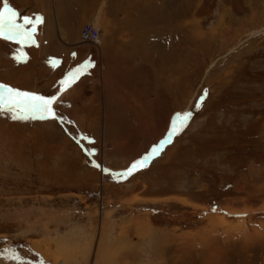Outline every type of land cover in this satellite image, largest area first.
Listing matches in <instances>:
<instances>
[{"label": "rangeland", "instance_id": "obj_1", "mask_svg": "<svg viewBox=\"0 0 264 264\" xmlns=\"http://www.w3.org/2000/svg\"><path fill=\"white\" fill-rule=\"evenodd\" d=\"M122 1L7 0L51 23L38 48L0 38V84L61 101L57 118L0 111V264H264V0Z\"/></svg>", "mask_w": 264, "mask_h": 264}, {"label": "snow or ice", "instance_id": "obj_2", "mask_svg": "<svg viewBox=\"0 0 264 264\" xmlns=\"http://www.w3.org/2000/svg\"><path fill=\"white\" fill-rule=\"evenodd\" d=\"M18 14L17 12L9 7L7 0H4L3 10H0V38L3 39H16L18 43H24L34 39L33 33L35 27L29 31L24 25L42 22V20L33 21L31 18L24 17V25L16 23ZM90 67L89 63H85L80 69L76 70L75 73L70 74L69 79L74 80L80 74ZM203 99V98H201ZM56 101V97H44L34 93L22 92L18 89H14L8 85L0 84V111L9 110L13 113L20 112L25 114H33L34 118L45 119V118H57L56 113L52 105ZM39 113L38 116L35 114ZM191 113H177L173 118L170 131L167 133L166 139L161 141L159 145L153 147L150 155L144 157L140 161L135 162L131 168L127 170V174H131L132 171L141 167L148 162V160L157 155L161 150L162 146L169 143L171 138L178 134L185 126L187 121L190 119ZM24 116L13 115V119H23ZM15 259V257H14Z\"/></svg>", "mask_w": 264, "mask_h": 264}, {"label": "crops", "instance_id": "obj_3", "mask_svg": "<svg viewBox=\"0 0 264 264\" xmlns=\"http://www.w3.org/2000/svg\"><path fill=\"white\" fill-rule=\"evenodd\" d=\"M103 1H106V0H103ZM134 1V0H133ZM133 1H131L130 3H132L133 4V8L134 7H136L137 6V4L135 3V2H133ZM120 2H123L122 0H115V3H117L118 5H120V4H123V3H120ZM132 8V9H133ZM64 10V11H63ZM56 18H57V21L59 22V23H61V28H62V33H63V37L65 38H67L68 39V42H72V43H75L76 42V40H77V33H75V32H73V35H72V37L71 38H69L70 37V33H69V31H67V29H66V24L68 23H70V20H68V19H66L65 18V12L67 11V9H65V8H61V9H56ZM59 13H63V17L60 19V16H59ZM44 16H45V24H47V25H49L50 23H51V17H50V14L49 13H47L46 11L44 12ZM80 12H79V17H77V19L74 21V23H75V25L77 24L78 26H76L77 28H78V30H79V32H80V30H81V25H79V23H80V21H81V19H80ZM76 17V16H75ZM74 17V18H75ZM97 18L95 19V21H93V22H96V21H98L99 20V17L98 16H96ZM73 18V17H72ZM79 20V21H78ZM129 20H131V21H133V22H131V24H133V25H136V23H134V21L136 22L137 21V19H129ZM72 22H73V20H72ZM138 24V23H137ZM132 25V27L134 28V26ZM137 26V25H136ZM136 30H137V28H135ZM135 29H134V31H135ZM41 32H42V29H41ZM41 34V33H40ZM116 36V35H115ZM114 36V37H115ZM54 36L53 35H51L50 36V39H51V41L53 42L54 41ZM59 38V37H58ZM79 38V37H78ZM38 39L40 40V43H41V39H40V35H39V37H38ZM71 39V40H70ZM133 42H135V41H133ZM133 42H132V44H133ZM141 44V43H140ZM134 45H136V44H133V46ZM39 46H40V44H39ZM136 49V48H135ZM109 51H111V52H109ZM109 51H107V55L109 54L110 56L109 57H111L112 55L114 56V54L115 53H117V54H119L117 51L115 52V50H109ZM76 54H74V51L73 52H71V57H74ZM121 55V54H120ZM87 56H92V58L95 60V62H96V65H97V59H95L94 58V55H93V53H91V54H88V55H86L83 59H81L80 61H78V62H76L75 64H81L84 60H85V58L87 57ZM103 56H106L105 54L103 55ZM53 60H59V61H62V63H64V61H65V56H63V55H55L53 58H50L49 59V61H53ZM96 65H95V67H96ZM107 69H108V66H107ZM94 70V69H93Z\"/></svg>", "mask_w": 264, "mask_h": 264}, {"label": "built area", "instance_id": "obj_4", "mask_svg": "<svg viewBox=\"0 0 264 264\" xmlns=\"http://www.w3.org/2000/svg\"><path fill=\"white\" fill-rule=\"evenodd\" d=\"M100 37L101 31L95 28L92 22H87L80 34L81 42L93 45H98Z\"/></svg>", "mask_w": 264, "mask_h": 264}, {"label": "bare ground", "instance_id": "obj_5", "mask_svg": "<svg viewBox=\"0 0 264 264\" xmlns=\"http://www.w3.org/2000/svg\"><path fill=\"white\" fill-rule=\"evenodd\" d=\"M103 3H105V1H103ZM93 24V26L95 27V28H98L96 25H95V23H92ZM99 29V28H98ZM100 30V29H99ZM101 31V30H100ZM101 44V37H100V40H99V43H98V45H100ZM97 45V46H98ZM116 52V51H115ZM115 55V54H114ZM182 114V113H181ZM176 115V114H175ZM170 128H171V126H170ZM170 128L168 129V131H167V133L170 131ZM167 133H166V136H167ZM166 136L161 140V141H163V140H165L166 139ZM160 141V142H161ZM160 142H159V144H160ZM158 144V145H159ZM95 260V259H94ZM94 260H93V262H94Z\"/></svg>", "mask_w": 264, "mask_h": 264}, {"label": "trees", "instance_id": "obj_6", "mask_svg": "<svg viewBox=\"0 0 264 264\" xmlns=\"http://www.w3.org/2000/svg\"><path fill=\"white\" fill-rule=\"evenodd\" d=\"M29 57H30V59H33V56H32L31 54L29 55ZM24 61H25V60H24ZM22 62H23V60H22Z\"/></svg>", "mask_w": 264, "mask_h": 264}]
</instances>
